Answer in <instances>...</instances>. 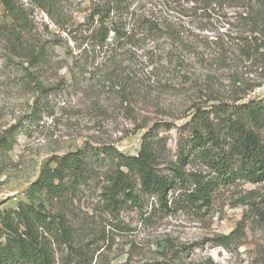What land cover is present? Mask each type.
Wrapping results in <instances>:
<instances>
[{
	"label": "rangeland",
	"instance_id": "374dc122",
	"mask_svg": "<svg viewBox=\"0 0 264 264\" xmlns=\"http://www.w3.org/2000/svg\"><path fill=\"white\" fill-rule=\"evenodd\" d=\"M191 6H183L186 18L181 25L201 39L192 41L197 47L190 46L183 53L188 75L147 68L149 63L142 58L145 51L160 47L158 54L164 56V43L148 40L146 47L132 50L130 56L90 67L79 84L70 73L71 55L76 51L72 38L86 29L89 3L69 0L63 5L69 23L65 28L71 36L42 11L30 10L32 33L25 40L37 48L51 45V65L39 70L18 58L0 61V136L12 126H23L0 170V212L16 210L26 201V191L53 157L87 145H112L136 156L146 131L166 123L174 126L171 131L164 127L159 131L167 162L160 168L168 174V164L177 158L176 128L190 118L195 107L210 106L215 99L264 97V72L257 65L244 61L228 45L229 61L222 69L208 52V42L218 34H228L229 44L238 42L244 28L243 11L218 6L208 13L209 19L201 20L190 11ZM170 15L177 22L178 16ZM198 24L208 31L196 29ZM112 75L119 77L110 81ZM126 75L130 76L128 83L121 80ZM40 89H47L51 96L44 103L45 112L30 126L27 119ZM102 186L86 187L63 203L43 198L47 211L66 214L72 233L70 246H54L55 264H264V183L221 188L211 206L175 208L172 213L162 211L156 198L114 205L102 196ZM238 229L239 238L232 245H218L220 237Z\"/></svg>",
	"mask_w": 264,
	"mask_h": 264
},
{
	"label": "trees",
	"instance_id": "16d2710c",
	"mask_svg": "<svg viewBox=\"0 0 264 264\" xmlns=\"http://www.w3.org/2000/svg\"><path fill=\"white\" fill-rule=\"evenodd\" d=\"M69 0H0V61L21 59L31 68L46 69L51 45L37 48L25 40L32 28L28 13L42 11L67 36L68 28L63 5ZM144 1V6H136ZM86 29L78 32L75 53L70 66L72 80L80 83L90 67L133 54L148 40L163 42L160 47L142 54L152 72L174 69L179 75L187 71L183 53L197 47L200 36L182 26L184 5L201 20L210 18L218 6H228L242 12V31L237 43H227L228 34H218L208 42V52L214 64L225 69L229 61L226 46H232L244 61L257 65L264 72V0H87ZM214 7V8H213ZM184 8L183 11H179ZM177 11V12H176ZM170 12L178 17L173 21ZM200 16H198V14ZM209 21V20H208ZM208 31L207 26H198ZM245 31V32H243ZM157 52V55H154ZM162 55V54H161ZM152 58L154 60H152ZM132 60V58H129ZM162 59V60H161ZM162 61V62H161ZM162 63L160 65V63ZM112 75L110 81L118 79ZM126 83L130 76L121 80ZM28 85V79L25 81ZM116 86L115 82L113 83ZM251 90V89H249ZM31 126L45 112L44 103L51 94L38 91ZM215 104L197 106L190 118L176 128L177 158L169 163L166 174L165 149L160 129H174L169 123L156 125L146 131L140 152L128 156L112 145H87L74 152L55 156L43 167L38 179L26 191V201L16 210L0 212V264H55V245H71L72 233L64 213L52 214L44 205L45 199L66 202L86 187L102 183V196L110 203L133 202L156 198L160 209L172 213L175 208H207L221 188L237 184L264 183V97L244 100L237 96L230 101L210 100ZM23 126H12L0 136V170L17 143ZM202 168L189 170L187 168ZM142 196L139 195V193ZM142 197V198H141ZM171 204V205H170ZM240 229L218 239V245L229 247L239 238Z\"/></svg>",
	"mask_w": 264,
	"mask_h": 264
}]
</instances>
